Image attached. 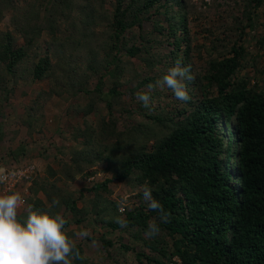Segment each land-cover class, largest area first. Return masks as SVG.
Segmentation results:
<instances>
[{
  "label": "trees",
  "instance_id": "trees-1",
  "mask_svg": "<svg viewBox=\"0 0 264 264\" xmlns=\"http://www.w3.org/2000/svg\"><path fill=\"white\" fill-rule=\"evenodd\" d=\"M223 4L226 27L216 33L198 24V33L190 27L188 0H0V23L11 14L9 29L0 31L5 99L44 33L51 45L60 39L67 49L90 52L84 75L70 55L60 76L48 53L39 54L29 71L32 82H53L38 93L35 105L63 94L89 97L81 106L85 126L72 134L76 146L70 159L59 160L58 168L48 166L44 177L29 178L20 211L21 219L32 207L67 220V234L80 252L72 264H264V0ZM106 6L111 10L103 13ZM146 22L153 23L151 31L144 30ZM99 25L105 26L104 37L93 48L100 41ZM63 26L70 35L61 39ZM163 46L170 50L161 52ZM177 62L191 65L195 77L184 81L188 102L167 87H149ZM92 78L97 83L91 89ZM141 91L151 96L147 108L136 98ZM124 97L130 109L122 108ZM29 110L31 121L25 124L31 128L36 110ZM90 115L95 123L86 120ZM24 151L20 146L10 158ZM98 165L111 178L79 193L69 190L77 177L94 176ZM113 182L142 189L138 205L122 211L109 198ZM146 184L170 214L167 223L159 210L149 209ZM117 217L127 227L121 228ZM153 220L159 232L146 237ZM82 230L90 232L84 238L89 245L100 244L99 263L77 241L75 233Z\"/></svg>",
  "mask_w": 264,
  "mask_h": 264
},
{
  "label": "rangeland",
  "instance_id": "rangeland-1",
  "mask_svg": "<svg viewBox=\"0 0 264 264\" xmlns=\"http://www.w3.org/2000/svg\"><path fill=\"white\" fill-rule=\"evenodd\" d=\"M188 1L190 7H192L189 11L191 13L190 19L192 20L190 27L193 32H200L197 27L199 24L210 27L214 32L219 33L230 22L224 18L226 16L223 17L222 15L223 11L227 9V5L225 6L223 4L225 0ZM218 3H221V5L218 6ZM108 10H111L110 6H106V10L103 13H106ZM230 14L231 12L227 15L229 16ZM75 18L77 20H83L82 17L76 15ZM10 19L11 14L7 13L0 23V31L9 29ZM160 19H163V17H160ZM78 28H80L79 25ZM104 28V25L96 26L100 41L94 43L92 45L93 48L99 47L104 37ZM152 28V22H146L144 24L145 31H151ZM69 35L70 32L65 31L63 26L59 37L62 39V36ZM196 39L200 43L204 40L203 36L199 34H197ZM18 41L19 44H23L22 39ZM50 41L51 37L47 33H44L36 48L32 51L31 57L20 66L17 73L19 80L15 83H10L13 91L7 99L4 98L2 95L3 92L0 91V132L4 136L0 141V177L4 173H10L12 176L11 182H0V195L19 192L24 198V201L26 200L29 186L32 183L29 178L33 177L34 180H37L44 177L48 166L58 168L60 166L59 160L68 161L72 147L76 146V143L72 140V134L75 129L85 126V118L81 112V106H84L88 102L89 97L86 95L72 97L68 94H63L62 96L57 95L46 99L41 98L36 105L34 103L40 91H48L53 87V82L49 79L32 82L29 71L32 70L34 64L38 61L39 54L48 53L50 55L52 62L56 65L58 74L59 70L63 67L62 65L67 63L70 55H72V60L79 68V73L84 75V73L89 72L87 65L90 52L88 50L86 51L85 49V51L77 53L67 49V44L60 39L56 44L52 45ZM169 50L170 48L166 46L160 49L164 53H167ZM154 51L158 52L159 48H155ZM60 63L61 66H59ZM136 65L139 67L138 63ZM96 83L97 80L92 78L89 87L92 89ZM121 90L125 91L126 88L123 87ZM124 101V107L122 108L130 109V100L124 97ZM164 101L166 103L169 102L167 99ZM79 105L80 108H77ZM30 108L36 110L31 128L25 124L28 120L31 121ZM86 120L95 123L97 118L90 115ZM20 146L25 147L24 155H21L18 159L10 158V153ZM103 169L104 166L98 165L93 170L96 172L94 176L90 178L77 177L74 182L69 184V190L73 193H79L81 189H89L95 183L111 178V174L105 172ZM110 187L113 190V194L109 198L118 202L122 211L124 208L128 207V209H132L138 205V195L142 193V189L130 183L119 182L111 183ZM85 195L87 199L92 197V194L86 193ZM79 206H82V202H79ZM24 207L25 203L20 211ZM123 238V236H117L116 239L127 241ZM77 241H83L82 244L87 255L93 257V261L99 263L97 249L100 248V244L94 243V246L89 245L84 238H77Z\"/></svg>",
  "mask_w": 264,
  "mask_h": 264
},
{
  "label": "clouds",
  "instance_id": "clouds-1",
  "mask_svg": "<svg viewBox=\"0 0 264 264\" xmlns=\"http://www.w3.org/2000/svg\"><path fill=\"white\" fill-rule=\"evenodd\" d=\"M191 71V65L181 67L177 62L155 85L149 87H167L177 100L188 102L191 97L184 81L194 80ZM136 98L144 107H149L150 94L141 91L136 93ZM7 179V176L0 177V182ZM143 195L149 201V209L159 210L161 220L167 223L170 214L165 213L163 205L153 199L147 184L144 186ZM24 203L19 192L0 195V264H72V259H79V249L67 234V220L60 214L53 215L50 212L33 210L32 207L27 208L26 218L21 219L20 210ZM52 203L57 205L59 201L54 199ZM115 222L121 228L127 227V222L122 217H117ZM158 232L156 222L150 221L145 236L153 237ZM89 235L88 230L75 233L77 238H87Z\"/></svg>",
  "mask_w": 264,
  "mask_h": 264
},
{
  "label": "built area",
  "instance_id": "built-area-1",
  "mask_svg": "<svg viewBox=\"0 0 264 264\" xmlns=\"http://www.w3.org/2000/svg\"><path fill=\"white\" fill-rule=\"evenodd\" d=\"M3 176H7L8 177V179L7 180H5V181H3L4 183H6V182H8V181H12V176H11V174L10 173H4L3 175H2V177Z\"/></svg>",
  "mask_w": 264,
  "mask_h": 264
}]
</instances>
